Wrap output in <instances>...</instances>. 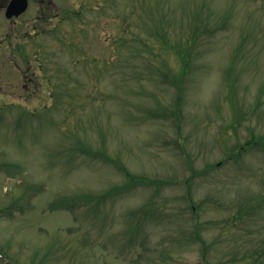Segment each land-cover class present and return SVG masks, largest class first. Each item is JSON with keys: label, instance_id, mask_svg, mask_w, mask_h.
Segmentation results:
<instances>
[{"label": "rangeland", "instance_id": "1", "mask_svg": "<svg viewBox=\"0 0 264 264\" xmlns=\"http://www.w3.org/2000/svg\"><path fill=\"white\" fill-rule=\"evenodd\" d=\"M75 6L27 26L50 88L0 89V264H264V0ZM105 154L150 182L58 208L123 188Z\"/></svg>", "mask_w": 264, "mask_h": 264}, {"label": "flooded vegetation", "instance_id": "2", "mask_svg": "<svg viewBox=\"0 0 264 264\" xmlns=\"http://www.w3.org/2000/svg\"><path fill=\"white\" fill-rule=\"evenodd\" d=\"M12 1L0 0V89L5 90L6 95H12L10 91L13 89L25 92L14 101L1 100L3 103H27L39 98L38 91L45 79L44 67L39 60L41 51L30 55L27 49V26L36 27V31L44 25H56L61 21L62 7H67L69 15L75 14V0H28L25 11L8 14ZM32 58H37V65Z\"/></svg>", "mask_w": 264, "mask_h": 264}, {"label": "trees", "instance_id": "3", "mask_svg": "<svg viewBox=\"0 0 264 264\" xmlns=\"http://www.w3.org/2000/svg\"><path fill=\"white\" fill-rule=\"evenodd\" d=\"M164 39H168V37L165 35ZM187 40H190V39H187ZM164 45H165V47H170L171 46V44H169L168 42L164 43ZM185 48H186V46L185 47L183 46L182 49H177V51L178 52H183V51H185ZM185 69L187 70L188 67L185 66L183 68V70H185ZM176 83H177V80H176ZM176 85L180 88L178 83ZM181 87H182V85H181ZM250 144H254L255 147H260L264 151V135H259V136L254 135V139H251V140H249V142H247V145H250ZM82 146H83V148L86 151L89 149V148L85 147V145H82ZM103 158L105 159V161H111V162L115 163L116 165H118L119 167H121L125 171V174L127 175V179L128 180L125 183V185H122L123 188L116 189V186H114V187L110 188L111 189L110 193L106 192V193H103V194L98 193V194H93V195L87 194L85 196H82L79 199H76V198L64 199L62 202L59 203L58 208L71 210L73 212L76 208H78V205H87V203H90L94 198L97 200V203H102V201H104L105 199L113 196L114 193H118V192H122V191L125 192L128 188H130L131 186L130 187H126L130 178L133 181H135V183L137 185L141 184V183L150 182V180L144 179L141 176H138V175H135V174L131 173L124 164H122L118 160H115V159L111 158L109 155L105 154ZM119 186H121V185H119Z\"/></svg>", "mask_w": 264, "mask_h": 264}, {"label": "water", "instance_id": "4", "mask_svg": "<svg viewBox=\"0 0 264 264\" xmlns=\"http://www.w3.org/2000/svg\"><path fill=\"white\" fill-rule=\"evenodd\" d=\"M28 6V0H13L9 8L8 14H20L26 10Z\"/></svg>", "mask_w": 264, "mask_h": 264}]
</instances>
